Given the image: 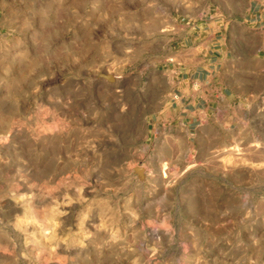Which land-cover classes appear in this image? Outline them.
<instances>
[{"label":"rangeland","instance_id":"rangeland-1","mask_svg":"<svg viewBox=\"0 0 264 264\" xmlns=\"http://www.w3.org/2000/svg\"><path fill=\"white\" fill-rule=\"evenodd\" d=\"M253 0H0V264H264Z\"/></svg>","mask_w":264,"mask_h":264},{"label":"crops","instance_id":"crops-1","mask_svg":"<svg viewBox=\"0 0 264 264\" xmlns=\"http://www.w3.org/2000/svg\"><path fill=\"white\" fill-rule=\"evenodd\" d=\"M252 8L256 12L254 23H246V34L243 37V44L247 51L253 53V58L264 62V0H253ZM253 77L258 73L264 74V63L259 68L251 71Z\"/></svg>","mask_w":264,"mask_h":264}]
</instances>
